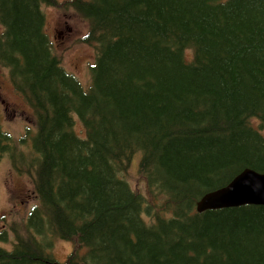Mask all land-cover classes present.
Returning <instances> with one entry per match:
<instances>
[{"label":"trees","instance_id":"1","mask_svg":"<svg viewBox=\"0 0 264 264\" xmlns=\"http://www.w3.org/2000/svg\"><path fill=\"white\" fill-rule=\"evenodd\" d=\"M43 6L89 20V90ZM0 25V66L37 128L30 226L86 249L85 264H264V205L197 212L243 170L264 173V0H0ZM10 142L0 113V160L19 169ZM139 153L163 201L153 222L120 175ZM43 247L18 240L0 264L52 263Z\"/></svg>","mask_w":264,"mask_h":264},{"label":"rangeland","instance_id":"2","mask_svg":"<svg viewBox=\"0 0 264 264\" xmlns=\"http://www.w3.org/2000/svg\"><path fill=\"white\" fill-rule=\"evenodd\" d=\"M61 2L67 0H60ZM46 32L52 42L54 52L62 60L63 67L76 76L83 88L88 90L91 79V67L96 61V50L84 44L82 39L88 34L89 20L81 17L73 9L66 11L55 7L44 6ZM4 29L0 25V32ZM191 55V52H188ZM0 113L3 129L11 136L12 151L18 161L19 169L14 166L11 154L0 160V247L11 250L18 240H28V214L36 208L38 201L34 194V174L31 168L37 154L33 148L32 138L36 134L33 123V110L25 99L16 93L9 74V69L0 66ZM81 129V123L77 124ZM264 133V132H263ZM132 162V163H131ZM141 153L129 162L127 172L121 173L132 189L145 201L143 217L155 220L160 213L159 204L162 197H151L146 181L140 173ZM34 211V210H32ZM30 221V220H29ZM1 236V237H2ZM53 240L55 257L63 263L73 252L76 259L84 256L86 249H77L74 242L60 239L54 234L46 236ZM41 241L42 238L38 237Z\"/></svg>","mask_w":264,"mask_h":264},{"label":"water","instance_id":"3","mask_svg":"<svg viewBox=\"0 0 264 264\" xmlns=\"http://www.w3.org/2000/svg\"><path fill=\"white\" fill-rule=\"evenodd\" d=\"M264 205V173L243 170L226 187L210 192L197 204V212Z\"/></svg>","mask_w":264,"mask_h":264},{"label":"flooded vegetation","instance_id":"4","mask_svg":"<svg viewBox=\"0 0 264 264\" xmlns=\"http://www.w3.org/2000/svg\"><path fill=\"white\" fill-rule=\"evenodd\" d=\"M69 264H78V263H76V262H71V263H69Z\"/></svg>","mask_w":264,"mask_h":264},{"label":"bare ground","instance_id":"5","mask_svg":"<svg viewBox=\"0 0 264 264\" xmlns=\"http://www.w3.org/2000/svg\"><path fill=\"white\" fill-rule=\"evenodd\" d=\"M255 122V121H254ZM132 163V162H131Z\"/></svg>","mask_w":264,"mask_h":264}]
</instances>
